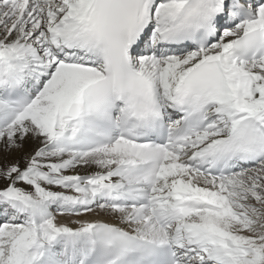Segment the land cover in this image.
Here are the masks:
<instances>
[{
  "label": "snow or ice",
  "instance_id": "snow-or-ice-1",
  "mask_svg": "<svg viewBox=\"0 0 264 264\" xmlns=\"http://www.w3.org/2000/svg\"><path fill=\"white\" fill-rule=\"evenodd\" d=\"M0 264H264V0H0Z\"/></svg>",
  "mask_w": 264,
  "mask_h": 264
}]
</instances>
